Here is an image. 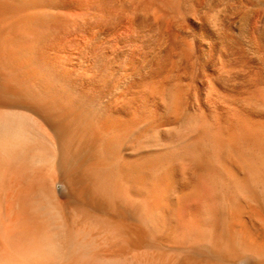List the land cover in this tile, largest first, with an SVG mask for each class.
Wrapping results in <instances>:
<instances>
[{
  "label": "bare ground",
  "instance_id": "bare-ground-1",
  "mask_svg": "<svg viewBox=\"0 0 264 264\" xmlns=\"http://www.w3.org/2000/svg\"><path fill=\"white\" fill-rule=\"evenodd\" d=\"M0 264H264V0H0Z\"/></svg>",
  "mask_w": 264,
  "mask_h": 264
}]
</instances>
